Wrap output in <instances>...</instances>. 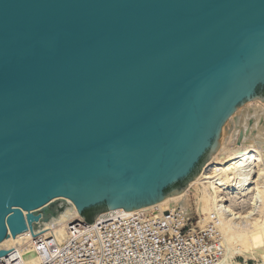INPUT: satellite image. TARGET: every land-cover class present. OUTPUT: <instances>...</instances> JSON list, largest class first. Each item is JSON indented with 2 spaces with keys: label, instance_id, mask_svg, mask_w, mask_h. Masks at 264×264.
<instances>
[{
  "label": "water",
  "instance_id": "obj_1",
  "mask_svg": "<svg viewBox=\"0 0 264 264\" xmlns=\"http://www.w3.org/2000/svg\"><path fill=\"white\" fill-rule=\"evenodd\" d=\"M255 99L264 0H0V259L57 200L90 225L180 194Z\"/></svg>",
  "mask_w": 264,
  "mask_h": 264
},
{
  "label": "bare ground",
  "instance_id": "obj_2",
  "mask_svg": "<svg viewBox=\"0 0 264 264\" xmlns=\"http://www.w3.org/2000/svg\"><path fill=\"white\" fill-rule=\"evenodd\" d=\"M259 140H264V107L259 99H255L238 107L225 122L218 150L180 194L137 211L102 212L94 224L100 222L104 213L132 217L160 210L166 215L176 209L185 219L195 214L200 216L201 224L214 222V228L219 232L217 240L224 249L219 264H231L235 255L264 263V161L260 154L263 152L257 149ZM58 201L65 202L67 207L51 223H46L48 230L40 235L47 238L54 234L63 243L69 224L74 230L91 225L83 223L73 204L66 200L55 202ZM31 238L29 231L14 237L15 241L9 236L13 251L1 258L0 264H13L16 251L25 264L39 263L40 259L27 246Z\"/></svg>",
  "mask_w": 264,
  "mask_h": 264
},
{
  "label": "rangeland",
  "instance_id": "obj_3",
  "mask_svg": "<svg viewBox=\"0 0 264 264\" xmlns=\"http://www.w3.org/2000/svg\"><path fill=\"white\" fill-rule=\"evenodd\" d=\"M259 141L257 149L259 152H263L260 154L263 155L264 161V140ZM66 207L65 202L58 201L49 209L58 211V208H62L61 212H63ZM174 210L166 214L168 217L162 215L161 210L146 214L142 217L153 216L151 217L153 219L145 220L136 230H132L134 229L133 224V228H130L127 233L119 228L122 230L121 233L119 232V236L125 233V237H128L123 240L124 243L122 240L108 242L96 239L91 246H88V242L85 240L81 243L82 246H79L77 242L84 237L82 234L74 239L75 245L64 250L59 249L53 261L48 264H219L218 261L223 257L224 249L217 240L219 232L214 228V222L207 221L201 224L199 215L194 214L185 219L180 211ZM61 212H57L53 218L44 219L45 222L51 223ZM107 225L116 226V223L110 222ZM101 232L111 235L109 227L106 226L102 228ZM111 233L113 235L114 232ZM52 236L54 237L53 234ZM27 246L32 248L31 250L38 257L33 241L30 240ZM210 248L212 251L209 250ZM41 250L44 256L50 252L46 247ZM19 257L13 264H25L22 256L19 255ZM64 257L66 259H63ZM41 263L40 261L37 264ZM231 264L264 263L255 258L245 259L240 255H235Z\"/></svg>",
  "mask_w": 264,
  "mask_h": 264
},
{
  "label": "built area",
  "instance_id": "obj_4",
  "mask_svg": "<svg viewBox=\"0 0 264 264\" xmlns=\"http://www.w3.org/2000/svg\"><path fill=\"white\" fill-rule=\"evenodd\" d=\"M101 214V213H100ZM99 214V215H100ZM98 215V216H99ZM103 215V213H102ZM101 216V215H100ZM153 216H149V217H142L139 215L136 216H127L125 214H112V215H107V213H104V216L101 217L100 222L97 224H94V222L91 225V227H87L86 229H77L74 230L73 229V225L69 224V228L66 229L67 231V239L63 242L60 243L56 237L52 236V235H48L47 238L42 237L40 234L36 235L35 237H32L30 240L33 241V245L36 247V253L37 256L39 257L40 261L42 262L41 264H48L51 263L53 261V259L55 258V256L57 255L56 252L60 249V250H64L67 249L68 247L75 245L74 244V239L78 238V236L84 234V237L81 238L78 242L77 245L82 246L81 243H83V241H87V245L91 246V244H94V242L96 241V239H99L100 241H104L107 240L108 242L111 240H124L127 239L128 237H125V233H123L122 235L119 236V232L121 233L122 230H119V228H122L123 230H125V232L127 233V231L131 228H133V224H134V229L132 230H136L137 227H139V225H141L145 220L150 219ZM153 219V218H151ZM113 222L116 223V226H108L107 224ZM106 226L109 227V233L111 234L109 236V234H104L101 232L102 228ZM111 232H114L113 235ZM54 235V234H53ZM124 243V241H123ZM47 248L48 250H50V252L48 254H46L44 256V254H42V250L41 248ZM13 251V250H12ZM16 251V250H14ZM16 253V257L15 261L18 260L19 255L17 254V251L14 252ZM60 258V257H59ZM63 259H66L65 257ZM14 261H12L13 263ZM3 264V263H1Z\"/></svg>",
  "mask_w": 264,
  "mask_h": 264
},
{
  "label": "trees",
  "instance_id": "obj_5",
  "mask_svg": "<svg viewBox=\"0 0 264 264\" xmlns=\"http://www.w3.org/2000/svg\"><path fill=\"white\" fill-rule=\"evenodd\" d=\"M182 183L176 184L174 187H180ZM103 210L102 207L90 208L82 212V217H84L85 221L90 223L93 221V216L97 213H100Z\"/></svg>",
  "mask_w": 264,
  "mask_h": 264
}]
</instances>
